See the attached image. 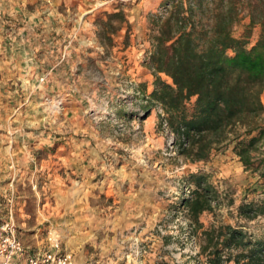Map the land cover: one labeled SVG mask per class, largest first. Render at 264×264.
Returning a JSON list of instances; mask_svg holds the SVG:
<instances>
[{
    "label": "rangeland",
    "instance_id": "rangeland-1",
    "mask_svg": "<svg viewBox=\"0 0 264 264\" xmlns=\"http://www.w3.org/2000/svg\"><path fill=\"white\" fill-rule=\"evenodd\" d=\"M170 1L0 0V222L13 224L25 257L48 250L49 232L73 264H208L201 232L221 225L264 239V213L238 211L264 207V137L254 165L234 153L240 125L193 162L149 105L152 37ZM233 1L232 33L251 45L260 27H248L249 5L264 1ZM191 174L216 195L201 227L181 205Z\"/></svg>",
    "mask_w": 264,
    "mask_h": 264
},
{
    "label": "trees",
    "instance_id": "trees-1",
    "mask_svg": "<svg viewBox=\"0 0 264 264\" xmlns=\"http://www.w3.org/2000/svg\"><path fill=\"white\" fill-rule=\"evenodd\" d=\"M249 6L248 27H260L251 45L248 33L241 37L232 33L237 18L233 0H174L166 15L156 18L148 63L155 87L148 102L160 105L178 151L190 161H206L228 130L240 125L245 133L237 139L234 153L244 166L254 165L252 152L264 137V127L257 121L264 111V3ZM111 16L122 17L120 12ZM260 167L264 183V157L255 168ZM190 180L194 187L181 198V205L194 226L201 227L199 217L213 210L216 195L206 175L191 174ZM238 211L251 219L264 213V207L249 202ZM201 234L200 248L208 264H264V239H252L240 227L221 225Z\"/></svg>",
    "mask_w": 264,
    "mask_h": 264
},
{
    "label": "built area",
    "instance_id": "built-area-1",
    "mask_svg": "<svg viewBox=\"0 0 264 264\" xmlns=\"http://www.w3.org/2000/svg\"><path fill=\"white\" fill-rule=\"evenodd\" d=\"M186 188V194L190 189ZM48 250L36 255L24 256L25 249L15 235V228L9 221L0 222V264H14L24 257L26 264H73L70 256L61 248L58 237L49 232L46 237Z\"/></svg>",
    "mask_w": 264,
    "mask_h": 264
},
{
    "label": "crops",
    "instance_id": "crops-1",
    "mask_svg": "<svg viewBox=\"0 0 264 264\" xmlns=\"http://www.w3.org/2000/svg\"><path fill=\"white\" fill-rule=\"evenodd\" d=\"M16 263H17V262H16ZM16 263H15V264H16Z\"/></svg>",
    "mask_w": 264,
    "mask_h": 264
}]
</instances>
